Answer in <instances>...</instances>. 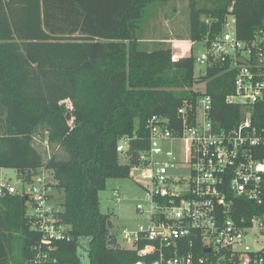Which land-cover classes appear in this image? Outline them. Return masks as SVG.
<instances>
[{
    "label": "trees",
    "instance_id": "obj_1",
    "mask_svg": "<svg viewBox=\"0 0 264 264\" xmlns=\"http://www.w3.org/2000/svg\"><path fill=\"white\" fill-rule=\"evenodd\" d=\"M169 2L0 0V171H15L21 185L43 169L50 174L63 198L52 200L71 229L69 241L52 246L60 264L152 262L111 245L115 216L101 212L100 195L109 181L131 178L137 154L148 150L153 116L175 119L206 84L221 129L244 119L242 107L229 101L235 73L228 66L198 77L197 56L177 59L169 40L144 39L157 4ZM230 18L239 40H256L264 33V0H190L187 40L216 39ZM128 137L138 139L130 163L121 165L120 138ZM36 143H47L50 155ZM29 203L0 198V264H32L36 256L42 235Z\"/></svg>",
    "mask_w": 264,
    "mask_h": 264
},
{
    "label": "built area",
    "instance_id": "obj_2",
    "mask_svg": "<svg viewBox=\"0 0 264 264\" xmlns=\"http://www.w3.org/2000/svg\"><path fill=\"white\" fill-rule=\"evenodd\" d=\"M201 45L197 76L228 66L226 72L235 73L229 101L242 107L244 119L233 129H221L204 84L197 87L202 96L175 119L148 121V150L138 153L131 167L132 180L143 191L135 206L142 224L122 232L129 249L152 261L137 264H264V33L241 41L228 20L221 36ZM137 139L120 138L118 152L128 164ZM54 193L44 169L21 187L0 181V198L29 199V218L42 235L32 264H60L52 246L70 240ZM114 202L127 203L120 191Z\"/></svg>",
    "mask_w": 264,
    "mask_h": 264
},
{
    "label": "rangeland",
    "instance_id": "obj_3",
    "mask_svg": "<svg viewBox=\"0 0 264 264\" xmlns=\"http://www.w3.org/2000/svg\"><path fill=\"white\" fill-rule=\"evenodd\" d=\"M189 4L190 0H170L166 5L157 4V12L153 13L145 24L144 39L150 42L169 40L168 45L172 47L174 56L177 59L190 58L191 55H201L204 50L203 46L195 44L193 47L191 42L187 40L190 32ZM155 14L156 17H154ZM229 21L234 25L233 18H230ZM192 48L193 54H191ZM235 102L241 104V100ZM63 106L67 110L72 107L68 102L64 103ZM36 146L44 157L50 155V149L46 145L36 143ZM120 164L126 165V161L122 157ZM134 176H136V173L132 172L131 178L128 180L109 181L106 191L100 195V210L103 214H113L115 216L113 219V236L116 238L118 245L125 249L130 247L123 242V230L129 231L142 224V219L137 215L135 206L142 201L143 191L133 182L132 178ZM0 181L21 187L18 174L13 170L0 171ZM115 191H120L122 197L127 201L124 206H119L114 202ZM61 196L54 194L55 202L58 199L62 201ZM54 206L61 210L58 205L54 204Z\"/></svg>",
    "mask_w": 264,
    "mask_h": 264
},
{
    "label": "water",
    "instance_id": "obj_4",
    "mask_svg": "<svg viewBox=\"0 0 264 264\" xmlns=\"http://www.w3.org/2000/svg\"><path fill=\"white\" fill-rule=\"evenodd\" d=\"M111 245H113V246H117L118 245V242H117L116 238H112ZM140 257H143V255L140 254Z\"/></svg>",
    "mask_w": 264,
    "mask_h": 264
}]
</instances>
